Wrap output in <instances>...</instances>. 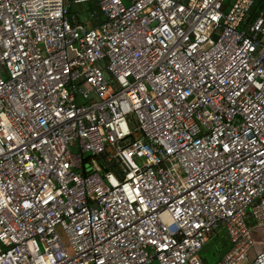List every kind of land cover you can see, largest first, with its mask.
Segmentation results:
<instances>
[{
  "label": "built area",
  "instance_id": "obj_1",
  "mask_svg": "<svg viewBox=\"0 0 264 264\" xmlns=\"http://www.w3.org/2000/svg\"><path fill=\"white\" fill-rule=\"evenodd\" d=\"M87 1L0 0V264H264V7Z\"/></svg>",
  "mask_w": 264,
  "mask_h": 264
},
{
  "label": "trees",
  "instance_id": "obj_2",
  "mask_svg": "<svg viewBox=\"0 0 264 264\" xmlns=\"http://www.w3.org/2000/svg\"><path fill=\"white\" fill-rule=\"evenodd\" d=\"M263 7L264 0H254V3L250 9L251 16H254ZM69 14H76V18L79 21H85L88 26H94L98 22L102 21L104 18L103 13L98 5V0H91L79 4H72L69 8ZM90 14H92L93 17H91ZM222 254L220 255V257L222 256ZM218 259L219 258H217V260ZM204 260L208 262L207 258H204Z\"/></svg>",
  "mask_w": 264,
  "mask_h": 264
},
{
  "label": "rangeland",
  "instance_id": "obj_3",
  "mask_svg": "<svg viewBox=\"0 0 264 264\" xmlns=\"http://www.w3.org/2000/svg\"><path fill=\"white\" fill-rule=\"evenodd\" d=\"M229 246V240L226 235V229L220 227L218 233L213 235L210 240L205 244L200 252V256L204 259L207 258L209 263H212L220 258V255L226 251Z\"/></svg>",
  "mask_w": 264,
  "mask_h": 264
}]
</instances>
